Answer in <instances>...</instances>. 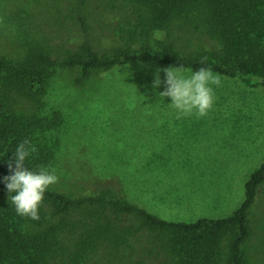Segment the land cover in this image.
I'll return each mask as SVG.
<instances>
[{"label":"trees","instance_id":"trees-1","mask_svg":"<svg viewBox=\"0 0 264 264\" xmlns=\"http://www.w3.org/2000/svg\"><path fill=\"white\" fill-rule=\"evenodd\" d=\"M61 1L0 0V12L6 13L0 20L8 22V33L18 36L21 47L18 58L0 52V264H89L93 254L110 260L141 230L156 237L158 254L170 264H245L249 211L264 183V159L245 181L244 198L231 215L192 222L159 217L112 187L81 195L49 187L39 220H32L17 215L9 199L14 193L3 178L11 174L7 162L25 139L37 149L25 160L29 170L52 164L54 153L36 143L37 133L58 127L61 112L26 114L11 102L15 95L41 105L58 69L76 70V82L82 83L94 72L118 77L135 64L134 77L147 87V70L206 67L264 87V0ZM95 8L102 22L93 18ZM67 18L81 40L73 44L74 35L58 33L54 42V27ZM67 41L73 45L66 47ZM205 41L216 46L201 48ZM121 217L132 218L135 227L119 230Z\"/></svg>","mask_w":264,"mask_h":264},{"label":"rangeland","instance_id":"rangeland-1","mask_svg":"<svg viewBox=\"0 0 264 264\" xmlns=\"http://www.w3.org/2000/svg\"><path fill=\"white\" fill-rule=\"evenodd\" d=\"M90 4L94 6V1ZM94 12L93 18L102 22L101 11ZM5 14L1 11L0 18ZM61 23L62 27H54V42L58 33L74 35L72 19ZM8 29V22L0 20V52L18 58V36ZM73 40L79 42L81 35L75 33ZM68 42L66 47L73 45ZM214 45L205 41L200 47ZM137 67L125 66L126 73L118 77L94 72L82 83L76 82V70L58 69L41 105L12 96V107L26 114L59 110L63 116L58 127L37 133L36 143L54 153L49 170L54 168L59 180L50 187L71 195L112 187L167 220L192 222L231 215L244 198L245 181L264 159V87L218 74L221 84L213 86L215 102L209 114L177 118L170 98L157 95L164 84L152 88L157 69L145 72L149 82L143 87L134 77ZM159 75L163 81V71ZM249 212L245 264H264V183ZM134 223L121 217L116 225L122 231ZM151 235L138 231L128 236L117 257L100 259L93 254L86 263L170 264L164 253L158 254L159 241Z\"/></svg>","mask_w":264,"mask_h":264},{"label":"clouds","instance_id":"clouds-1","mask_svg":"<svg viewBox=\"0 0 264 264\" xmlns=\"http://www.w3.org/2000/svg\"><path fill=\"white\" fill-rule=\"evenodd\" d=\"M204 60L206 57L202 58L201 63ZM161 71L165 77L163 81L159 75ZM161 83L164 84V90L157 95L161 98H170L169 105L176 111L177 118L189 116L203 118L213 108L215 102L213 86H220L221 79L210 68L200 67L193 71L183 66H169L156 70L152 82L153 90ZM36 151V147L27 139L19 143L7 162L11 174L3 178L8 193H14L9 199L17 215L32 220H39V209L43 204L44 194L59 180L54 168L49 170L41 167L38 172H34L25 166L26 158Z\"/></svg>","mask_w":264,"mask_h":264}]
</instances>
